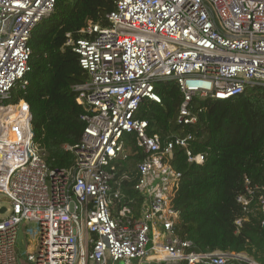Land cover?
Returning a JSON list of instances; mask_svg holds the SVG:
<instances>
[{"label": "built area", "instance_id": "2783aa9c", "mask_svg": "<svg viewBox=\"0 0 264 264\" xmlns=\"http://www.w3.org/2000/svg\"><path fill=\"white\" fill-rule=\"evenodd\" d=\"M55 0H0V264H18L23 221L38 224L24 264H261L245 252L199 251L175 231L171 198L180 175L169 165L175 147L187 162L192 136L148 135L135 115L154 90L173 80L182 100L176 122L194 125L193 99L227 100L264 86V0H116L107 26L92 22L65 45L87 80L73 86L83 109L77 144L62 145L73 164L51 170L33 140L32 114L17 92L28 86L29 38ZM134 135L136 150L124 137ZM140 154L135 173L114 180V162ZM125 183L130 184L129 187ZM235 234L251 217L264 226V187L243 179L235 197Z\"/></svg>", "mask_w": 264, "mask_h": 264}, {"label": "trees", "instance_id": "16d2710c", "mask_svg": "<svg viewBox=\"0 0 264 264\" xmlns=\"http://www.w3.org/2000/svg\"><path fill=\"white\" fill-rule=\"evenodd\" d=\"M116 0H55L53 13L33 30L27 88L17 99L27 103L32 114L33 140L45 152L49 169L68 168L73 156L62 145H75L84 129L83 109L75 102L73 86L84 83L87 74L77 55L65 45L67 36L78 38L87 22L106 27V16ZM154 90L160 104L143 101L135 117L147 122V134H190L192 154H201V164L188 163L184 148L175 147L170 167L180 175L171 207L178 216L175 231L199 251L245 252L264 264V226L251 217L235 234L240 216L235 197L243 179L264 187V86H251L227 100L193 99L197 121L184 126L176 122L182 94L173 80L159 81ZM136 150L134 135L124 137ZM140 154L114 162V180L135 173ZM129 187L130 184L125 183Z\"/></svg>", "mask_w": 264, "mask_h": 264}, {"label": "rangeland", "instance_id": "374dc122", "mask_svg": "<svg viewBox=\"0 0 264 264\" xmlns=\"http://www.w3.org/2000/svg\"><path fill=\"white\" fill-rule=\"evenodd\" d=\"M10 203L5 196L0 195V208L10 209ZM8 213L0 214V220L4 219ZM39 236L38 224L33 221H23L18 228L16 236V251L18 264H24L29 253L33 252L37 246Z\"/></svg>", "mask_w": 264, "mask_h": 264}, {"label": "water", "instance_id": "95a60500", "mask_svg": "<svg viewBox=\"0 0 264 264\" xmlns=\"http://www.w3.org/2000/svg\"><path fill=\"white\" fill-rule=\"evenodd\" d=\"M5 211V208H0V214H3Z\"/></svg>", "mask_w": 264, "mask_h": 264}]
</instances>
